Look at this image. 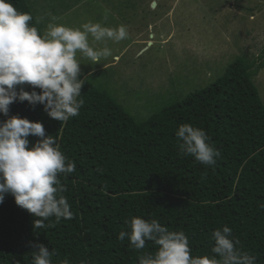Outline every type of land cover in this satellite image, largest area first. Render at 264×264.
I'll return each mask as SVG.
<instances>
[{"label":"trees","instance_id":"obj_1","mask_svg":"<svg viewBox=\"0 0 264 264\" xmlns=\"http://www.w3.org/2000/svg\"><path fill=\"white\" fill-rule=\"evenodd\" d=\"M11 3L30 13V26L42 34L33 3ZM258 58L237 56L209 85L142 120L87 78L80 113L66 122L51 118L42 104L11 103L9 116L42 122L46 135L75 163L74 172L59 175L74 218L34 229L38 218L5 194L0 264H32L37 243L54 252L53 264H139L158 246L146 241L138 250L127 238H117L121 231L130 232L126 221L133 217L183 231L193 257L214 256L212 233L227 225L237 247L264 264V105L252 80L264 66V47ZM24 90L33 89L25 85ZM5 119L0 114V121ZM185 123L205 130L220 151L214 166L181 153L175 133ZM28 139L31 147L40 138Z\"/></svg>","mask_w":264,"mask_h":264},{"label":"clouds","instance_id":"obj_2","mask_svg":"<svg viewBox=\"0 0 264 264\" xmlns=\"http://www.w3.org/2000/svg\"><path fill=\"white\" fill-rule=\"evenodd\" d=\"M32 19L30 13L19 12L11 0H0V114L7 117L0 121V203L5 194H11L18 206L38 218L33 226L39 229L54 227L62 218H74L59 175L74 172L76 165L67 160L56 139L46 135L42 122L9 116V105L17 100L42 104L47 114L60 122L78 116L84 104L80 99L84 76L78 54L91 65L101 63L112 51L107 46L95 45L107 41L119 43L127 38L128 32L124 25L108 27L89 22L78 28L49 23L47 31L39 34L29 24ZM25 85L33 90H24ZM30 135L40 138L31 147ZM175 135L182 154L193 156L203 165L216 164L220 151L209 142L205 130L185 123ZM52 217L54 221L50 220ZM126 223L130 232L121 231L117 237L120 241L127 238L138 250L145 247L146 241L158 246L154 255L141 256L139 264H256L257 261L256 256L237 247L239 241L232 237V229L227 225L212 233L214 256L193 257L183 231H170L156 219L133 217ZM33 247L32 264H53L54 252L46 245L37 243Z\"/></svg>","mask_w":264,"mask_h":264},{"label":"rangeland","instance_id":"obj_3","mask_svg":"<svg viewBox=\"0 0 264 264\" xmlns=\"http://www.w3.org/2000/svg\"><path fill=\"white\" fill-rule=\"evenodd\" d=\"M30 2L43 23L42 34L49 23L126 27L125 40L95 45L112 51L101 63L78 58L84 78L114 96L138 120L209 85L237 56L258 62L264 47V0ZM252 80L264 105V66Z\"/></svg>","mask_w":264,"mask_h":264}]
</instances>
